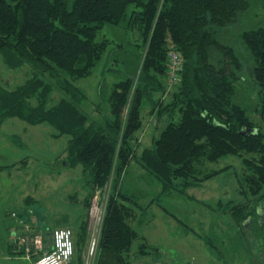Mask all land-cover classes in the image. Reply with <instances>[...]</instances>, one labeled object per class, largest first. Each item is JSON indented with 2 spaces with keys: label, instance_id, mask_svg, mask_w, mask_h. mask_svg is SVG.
<instances>
[{
  "label": "trees",
  "instance_id": "trees-1",
  "mask_svg": "<svg viewBox=\"0 0 264 264\" xmlns=\"http://www.w3.org/2000/svg\"><path fill=\"white\" fill-rule=\"evenodd\" d=\"M260 2L264 9V0ZM250 7L251 0H0L4 63L11 69L25 64L33 69V75L13 89L0 85V125L16 117L33 125L50 124L55 138L69 135L63 162L73 168L81 165L87 178L86 213L76 231L72 264H86L87 216L100 192L107 194V202L94 264H133L129 254L137 239H143L141 254L159 250L137 228L140 210L148 206L140 204L143 191L127 184L134 160L158 179L161 197L187 194L231 167L210 170L209 163L237 156L242 171L235 175L243 200H219L217 205L246 234V225L259 218L264 222V213L258 212L264 198V128L237 97L244 61L220 38ZM123 23L142 40V53L130 55L140 61L139 71L125 72L108 92L101 89L108 110L96 118L83 109L88 95L76 81L91 76L107 54L111 41L99 39L103 28ZM240 37L254 62L249 76L258 87L264 122V25ZM170 41L184 58L180 81L173 85L167 80ZM217 52L222 58L215 60ZM56 90L61 96L52 104ZM146 103L160 123L152 143L141 148L136 135L144 126ZM16 164H0V170ZM18 214L24 219L28 213ZM40 230L49 242L54 228L48 224ZM29 234L20 239L16 232L9 252L25 254L22 240ZM203 239L217 248L210 236ZM31 256L38 257L34 249Z\"/></svg>",
  "mask_w": 264,
  "mask_h": 264
},
{
  "label": "rangeland",
  "instance_id": "rangeland-1",
  "mask_svg": "<svg viewBox=\"0 0 264 264\" xmlns=\"http://www.w3.org/2000/svg\"><path fill=\"white\" fill-rule=\"evenodd\" d=\"M262 25V4L260 0H251L250 9L237 22L231 23L229 32L220 38L225 45L233 46L244 61L237 97L250 117L264 128L259 113L261 100L258 87L249 76L254 62L248 58L240 37L242 32ZM103 38L111 41L104 59L91 76L76 81L88 95L83 109L96 118L108 110L106 100L100 95L101 89L110 91L112 84L121 80L127 71L137 75L140 61L130 55L142 53L139 32L132 31L126 23L120 26L107 24L99 35V39ZM220 58L222 55L215 53V60ZM32 75L30 64L18 69L8 68L0 53L1 86L13 89ZM173 89L170 88V92ZM170 92L166 94V99ZM60 96L61 92L56 90L51 103L58 101ZM143 109L144 126L136 135L141 148L152 143L156 126L160 123L148 103ZM54 134L55 129L48 123L33 125L16 117L0 125V164L17 163L14 167L0 170V264H32L24 253L17 256L9 252V242L16 232L21 239L25 233H43L40 228L49 224L54 229L71 228L76 234L85 217L86 175L81 165L73 168L63 162L70 136L65 134L55 138ZM227 165L231 166L229 170L189 188L187 194L173 192L170 196L159 197L158 179L146 174L137 160L132 162L127 184L143 191L144 197L139 201L148 206L144 212L140 210L143 213L140 215L142 223L137 228L146 235L148 244L159 248L158 251L141 254L139 247L143 239H137L129 254L133 264H208L210 260L229 264H264L262 219L259 218L249 228L246 225V234L245 229L243 231L234 225L230 213L217 205L219 200L224 203L243 200L238 193L235 175L242 171L239 157L225 156L218 162L209 163V169H221ZM153 198L155 202L151 204ZM106 202L107 194L104 192L96 193L92 198L87 216L89 243L86 264H94L102 226V221L96 222L103 211L105 213ZM261 208H264V198L258 205L260 214L264 213ZM19 212L28 213L25 216L27 221L19 216ZM190 227L202 237L210 236L216 250L208 246L203 238H198Z\"/></svg>",
  "mask_w": 264,
  "mask_h": 264
},
{
  "label": "built area",
  "instance_id": "built-area-1",
  "mask_svg": "<svg viewBox=\"0 0 264 264\" xmlns=\"http://www.w3.org/2000/svg\"><path fill=\"white\" fill-rule=\"evenodd\" d=\"M168 57L167 80L170 85H173L180 81L184 58L172 41L169 42ZM93 214L92 216L95 217L96 215ZM103 217L104 211L96 224L101 222ZM22 243L25 245L26 258L32 261V264H72L75 259L76 234L68 227L55 228L49 242L45 241L43 233H30L22 240ZM33 249L38 256L35 260L31 256Z\"/></svg>",
  "mask_w": 264,
  "mask_h": 264
},
{
  "label": "crops",
  "instance_id": "crops-1",
  "mask_svg": "<svg viewBox=\"0 0 264 264\" xmlns=\"http://www.w3.org/2000/svg\"><path fill=\"white\" fill-rule=\"evenodd\" d=\"M190 230L194 233V234H196L197 236H198V238H204V237H202V235L200 236V234H198V233H196L195 231H194V229L193 228H191L190 227ZM143 234V236L145 237V239L147 240V242H149L148 241V239H147V237H146V235L144 234V233H142ZM208 236V235H207ZM206 236V237H207ZM205 241V240H204ZM206 242V241H205ZM151 244V243H150ZM206 244L209 246V244L206 242ZM208 264H228V263H222V262H217V261H213V260H210V262L208 263Z\"/></svg>",
  "mask_w": 264,
  "mask_h": 264
}]
</instances>
